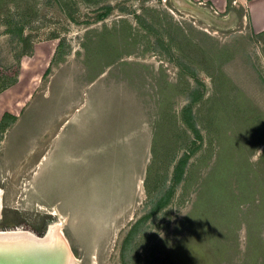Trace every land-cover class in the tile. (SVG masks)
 I'll return each mask as SVG.
<instances>
[{
  "label": "rangeland",
  "instance_id": "obj_1",
  "mask_svg": "<svg viewBox=\"0 0 264 264\" xmlns=\"http://www.w3.org/2000/svg\"><path fill=\"white\" fill-rule=\"evenodd\" d=\"M184 1L0 0V233L58 222L78 264H264V31Z\"/></svg>",
  "mask_w": 264,
  "mask_h": 264
},
{
  "label": "bare ground",
  "instance_id": "obj_2",
  "mask_svg": "<svg viewBox=\"0 0 264 264\" xmlns=\"http://www.w3.org/2000/svg\"><path fill=\"white\" fill-rule=\"evenodd\" d=\"M184 4V0H176ZM3 190L0 187V219ZM58 222L49 225L44 237H38L28 231H8L0 233V263L4 260L12 262L11 258L23 253L27 255V260L31 259L36 264H78L69 246L67 245ZM67 238V237H66ZM2 239V240H1ZM3 239H5L3 243ZM11 254V258H9ZM9 259V260H8Z\"/></svg>",
  "mask_w": 264,
  "mask_h": 264
},
{
  "label": "crops",
  "instance_id": "obj_3",
  "mask_svg": "<svg viewBox=\"0 0 264 264\" xmlns=\"http://www.w3.org/2000/svg\"><path fill=\"white\" fill-rule=\"evenodd\" d=\"M208 1L214 3L215 5H218L220 3L223 4L224 1L226 0H208ZM262 2L263 0H237L236 2L234 1V5L231 6L234 9L239 8V6L244 8L246 15L244 14L242 16L243 19L242 23L248 24V22L250 21L253 25V29L260 32V31H264V6H262ZM247 15L249 16V19L247 18ZM233 17L234 16H232V20Z\"/></svg>",
  "mask_w": 264,
  "mask_h": 264
},
{
  "label": "water",
  "instance_id": "obj_4",
  "mask_svg": "<svg viewBox=\"0 0 264 264\" xmlns=\"http://www.w3.org/2000/svg\"><path fill=\"white\" fill-rule=\"evenodd\" d=\"M176 1V0H175ZM177 2V1H176ZM178 4H180V5H183V6H186V7H192L191 5H189L187 2H185L184 1V4L182 3H179V2H177ZM47 233V232H46ZM45 236V235H44ZM43 236V237H44ZM2 240V239H1ZM5 239H3V243L5 242L4 241ZM12 256H11V254H10V256H9V258H11ZM27 255L26 254H23V253H19V254H17L16 255V258H11V263L10 262H8L7 261V259L6 260H4V263L5 264H36L35 262H32L31 261V259H28L27 260ZM9 260V259H8ZM1 264V263H0ZM37 264H40V262H38Z\"/></svg>",
  "mask_w": 264,
  "mask_h": 264
},
{
  "label": "trees",
  "instance_id": "obj_5",
  "mask_svg": "<svg viewBox=\"0 0 264 264\" xmlns=\"http://www.w3.org/2000/svg\"><path fill=\"white\" fill-rule=\"evenodd\" d=\"M111 7H107L106 8V10L104 11V12H101L98 16H97V18H99V19H102V18H104V17H106L110 12H111ZM56 36H54V38H55ZM24 40V39H23ZM63 41H61L59 44H58V46H57V50L56 51H58L59 50V52L62 54V51H60L61 49H62V47H63ZM30 47H31V45H30ZM24 54H27V55H30L31 53H32V47L30 48V51H25V52H23Z\"/></svg>",
  "mask_w": 264,
  "mask_h": 264
}]
</instances>
